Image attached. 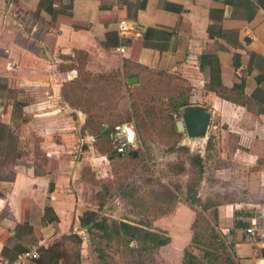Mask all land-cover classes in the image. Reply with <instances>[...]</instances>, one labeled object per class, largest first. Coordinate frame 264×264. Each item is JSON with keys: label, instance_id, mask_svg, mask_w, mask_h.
Instances as JSON below:
<instances>
[{"label": "crops", "instance_id": "obj_1", "mask_svg": "<svg viewBox=\"0 0 264 264\" xmlns=\"http://www.w3.org/2000/svg\"><path fill=\"white\" fill-rule=\"evenodd\" d=\"M42 3L0 0V74L16 77L20 87L31 92L24 128L41 131L35 137L37 142L30 141L32 146L23 159H8L2 167V175L14 171L15 177L0 179V255L14 264H37L34 259H22L21 254L36 245L49 246L63 235L76 234L78 228L84 229L80 222L83 212L96 210L86 206V192L93 185L80 178L79 165L69 173L64 163L65 152L72 151L74 127L65 130V122L70 125L72 117L65 118L58 83L59 77L73 80L78 75L75 67L65 70L63 65L72 62L76 52H85L97 67L120 70L129 83L131 78L139 80L144 70L180 75L192 88L191 103L207 106L212 117L216 112L221 116L228 127L221 125L214 133L217 152L207 149L212 155L206 157L201 150L206 164L202 182H212L216 194L208 197L224 200L215 207L217 229L235 242L239 263L264 264V257L258 254L264 247V235L250 239L246 227L236 228L240 212L244 221L257 215L264 232V112L259 100L252 97L264 85L256 78L264 75V0H122L120 14L109 0ZM47 5L57 10L55 15L48 12ZM38 8L40 18L34 12ZM119 15L135 19L143 32L142 37L129 38L124 53L118 50L121 44L115 46L113 39L108 42L107 38L116 32ZM165 31L167 37L162 35ZM236 52L242 61L238 68L233 63ZM249 52L257 54L251 69ZM209 55L218 58L226 87L246 76L249 106L221 98L209 89ZM261 94L264 98V87ZM8 108L0 123H10L11 106ZM55 134L59 136L54 138ZM47 206L58 220L42 223ZM23 248L26 250L21 251ZM83 252L79 248L80 264H87Z\"/></svg>", "mask_w": 264, "mask_h": 264}, {"label": "rangeland", "instance_id": "obj_2", "mask_svg": "<svg viewBox=\"0 0 264 264\" xmlns=\"http://www.w3.org/2000/svg\"><path fill=\"white\" fill-rule=\"evenodd\" d=\"M76 53L77 56L73 57L75 61L62 65L65 70L75 67L78 75L73 80L68 79L67 76L59 77L61 91L63 87L75 88L79 85L76 91L78 97L94 105L92 113L97 117V121L100 120L103 123L107 132L105 136L97 138V129L91 130L85 124L86 114L65 102L63 108L65 118L72 117L70 125H67V121L65 122V130H70L72 125L74 127L72 151L65 152L64 163L69 166L67 171L70 173L79 165L82 180L91 183V178L95 179L96 183H91L94 188L86 192L89 200L86 206L95 207L101 215L110 220H125L152 230L165 231L171 236V242L152 252L143 251V253L137 250L141 247L138 242H132L135 247L131 249L123 240L103 239L90 234L85 228H78L76 234L82 239L81 244L76 245L77 237L73 233L66 235L68 238L64 240V245L71 247V252L69 251L71 258L74 259L73 251L80 246L79 248L84 250L83 255L87 264H187L183 261L186 248L201 259L204 258L205 249L213 248L220 255L218 264H231L230 260L238 262L230 245V239L226 240L227 246L222 247L219 239L214 237V231L208 227L209 223L201 220L197 227H193L196 212L186 200L189 172L179 175L174 166L181 162L189 166L191 156L201 154V151L197 149L192 151L189 143L185 145L181 143L186 135L185 131H179L177 128V123L182 120L181 109L177 113L172 109V101L176 94L181 90L191 91V86L180 75L151 70H144L137 82L129 83L126 77L121 76L120 70L105 71L97 67L92 59L84 54L85 52ZM47 95L48 93L43 96ZM31 99H33L31 92H27L23 86L20 87L16 77L0 74V116L6 114L8 106H11V120L8 124L10 126L9 141L5 149V153H8L9 149L14 151L13 154H6V160L10 159L11 162L19 161V157L23 159L25 152L32 146L30 141L37 142L35 137L41 133V131H26L24 128L27 122L25 108L28 107ZM14 105L21 108V112L18 111L16 114L18 124L12 121ZM67 106L78 112L68 110ZM136 110L143 113L145 121L140 122L134 117ZM171 115L175 120L174 126L181 133L180 136L175 134L174 126L171 128L173 125ZM220 117L217 112L212 117L206 136L205 146L211 137L213 153L217 152L214 133L221 128V125L224 129L228 127ZM124 123H131L135 127L139 142L135 150L138 152L136 160H131L128 154L113 159L108 157V145L112 144V149L114 148V141H109V132L116 131V128ZM215 125H218V128ZM56 135H53L54 138L59 136ZM81 137H84V141ZM180 145L188 147L189 150L178 149ZM206 150L205 147L203 155L206 154V157L212 155V151L208 153ZM188 168L191 169V166ZM207 168L211 172L209 165ZM120 182L138 186L139 197H136L134 201L142 197L147 200L146 205H150L153 197H159L166 188L175 191L179 201L169 212L157 215L149 208L133 207L125 202L121 191L117 189V184ZM211 183V181H204L199 185L193 193L197 201L216 194ZM108 187L110 188L107 191ZM99 192L107 194L102 206L98 198ZM207 215L213 225V215L211 213ZM196 233L201 236L202 241L193 240ZM215 233H217L216 229ZM99 246L105 255L104 259L100 258V252L96 249ZM72 259L70 264L73 263Z\"/></svg>", "mask_w": 264, "mask_h": 264}, {"label": "trees", "instance_id": "obj_3", "mask_svg": "<svg viewBox=\"0 0 264 264\" xmlns=\"http://www.w3.org/2000/svg\"><path fill=\"white\" fill-rule=\"evenodd\" d=\"M48 1L51 0H43L42 6L47 3ZM52 4V2H51ZM41 8V6H40ZM40 8L35 10V15L37 18H40ZM46 9L48 12L51 14L55 15L57 10L52 7V5H47ZM151 30H149L147 33H145V38L149 39ZM162 35L164 37H167L168 32H162ZM108 42L113 39V45L118 46L119 44H127L130 42L129 38H121L118 34V32H112L108 34L107 36ZM107 45V43H106ZM239 46L240 44H236ZM158 47V46H156ZM160 50L164 49V46L158 47ZM250 59L248 62V68L251 69L255 63V58H256V53L254 52H249ZM206 59L208 60V63L211 65L210 69V82H209V89L213 90L214 92L217 93L218 96L221 98H224L226 100H229L231 102L237 103V104H247L248 106L251 104V98H246V93H245V88H246V76H239V78L234 82L232 87H226L222 83V78H221V73H220V62L216 56L209 55L206 56ZM233 63L234 67L238 68L241 66L242 61H241V54L236 52L233 57ZM203 68V66H202ZM257 81L259 84H264V75H258ZM80 86L77 85L75 88L73 86L69 87H63L61 91L62 99L67 102L71 107L77 108L81 110L83 113L86 114V119H85V124L91 129H97V134L96 137L99 138L100 136H105V127L102 122L97 121V117L93 115L92 110L94 105L91 104L90 101H86L84 99H80L78 97V88ZM264 87V85L260 88H258V91L252 95L253 98L258 99L260 103V109L262 112H264V98L261 94V89ZM192 89V88H191ZM190 92V93H189ZM260 93V94H259ZM191 104V91H185L181 90L179 91L176 96L174 97L172 101V109L174 110L175 113H177L182 107ZM21 108L16 107V105L13 106V113H12V121L15 124H18L16 120V114L17 112L20 111ZM134 117L138 119V121H145V117L142 112L139 110L134 111ZM15 118V120H14ZM19 118V117H17ZM25 118V117H24ZM26 119V118H25ZM130 120V119H129ZM171 120H172V126H174V117L171 115ZM175 127V126H174ZM117 129V128H116ZM9 131H10V126L6 122H1L0 123V179H14L15 177V172L14 171H8L7 174L2 175V167L6 161L8 153H5V149L7 147V142L9 141ZM109 132V141L112 142L114 141L113 138V132ZM112 134V135H111ZM175 134L177 136H180L181 133L177 131L175 127ZM113 145L109 144L107 149L109 151L108 157L113 159L117 157H121L123 154H120L116 151L115 148V141H114V148L112 149ZM178 149H183V150H189L188 147L180 145ZM207 149L208 151L213 149V143L211 140V137L208 140L207 144ZM127 156L131 160H136L138 158V152H131ZM209 157V156H208ZM174 166L177 168V173L180 174H187V197L186 200L189 204V206L195 210L196 216L194 218L193 222V227H197L198 222L201 220H204L206 223H209L208 227L210 230L214 231V237L219 239L220 245L222 247L227 246L226 245V240L229 238L223 236L217 229L218 223L217 221L215 222V217L217 213V207L218 205H221L223 203V199L215 196L214 197H208L205 198L204 200H196L193 196V193L196 191V189L199 187V185L202 183L204 177H205V157L202 156L200 153L198 154H193L190 158V163L189 166H191V169L188 168L189 166L186 163H176ZM84 177V174L82 175V178ZM91 183L95 184V179L91 178ZM110 187H108L107 191L109 190ZM53 188V183L50 184V190L52 191ZM117 189L121 191V196L124 199L125 202L131 204L133 207H142L143 209L149 208L152 210L154 213L157 215H162L167 212H169L177 202L179 201V196L178 194L173 191L172 189L166 188L160 193V196L153 197L151 204L146 205L145 204V199L140 197V200H136V197L138 196L139 189L138 186L132 184V183H124L120 182L117 184ZM107 194L103 192L98 193V198L101 200L100 206L104 205L105 203V198ZM135 197V198H134ZM199 208L197 209L196 208ZM52 209L51 207L47 206L45 208V213L42 217V223L50 222V221H56L58 218L56 216H53L51 214ZM207 213H211L213 215V220L214 224L212 225V221L208 217ZM237 223L238 220L242 221L241 227H247L249 224V221H244L243 218H241V213L237 212ZM80 222L81 225L88 230L90 234L97 235L100 238H105L108 240L111 239H116L117 241L123 240L127 243V245L131 248L134 249L135 246H133L132 242H138L141 244V247L137 249L138 251L141 252H152L156 249L161 248L162 246H165L171 242V236L168 235L165 231L162 230H152L149 228H146L144 226H141L139 224H135L132 222H128L125 220L122 221H117V220H110L106 216H103L100 214L99 210H93V209H87L86 211L83 212V214L80 216ZM236 223V228L238 227V224ZM215 229L216 232L215 233ZM28 230L29 233L32 232V227L28 225ZM76 239V245L81 244L82 239L77 235L74 234ZM79 237V238H78ZM68 238L66 235H63L59 240L53 242L49 246H40L38 248V256L34 257L33 259L36 261L37 264H58L59 261H62V264H68L70 262L71 255L69 251L71 252V249L68 250L66 246L64 245V240ZM34 240V239H33ZM194 241L200 242L201 236L199 234H194L193 237ZM192 240V241H193ZM233 250H234V241L230 239ZM75 245V246H76ZM79 247L74 249V259H72L73 263L72 264H80V253H79ZM98 250L100 258L104 259L105 255L103 254L102 249L99 247L96 248ZM26 248H23L21 251H25ZM134 250V251H137ZM143 252V253H144ZM258 254L260 257H264V247H261L258 251ZM235 255V252H234ZM219 253L215 252L213 248H207L204 250V258H198L191 250L185 249L184 250V255H183V261L186 262L187 264H218L217 260L219 257ZM236 256V255H235ZM205 259V260H203ZM237 259V257H236ZM238 262H235L234 260L231 261V264H240L239 260L237 259Z\"/></svg>", "mask_w": 264, "mask_h": 264}, {"label": "built area", "instance_id": "obj_4", "mask_svg": "<svg viewBox=\"0 0 264 264\" xmlns=\"http://www.w3.org/2000/svg\"><path fill=\"white\" fill-rule=\"evenodd\" d=\"M109 1L111 3V8L114 11L118 12V14H120L119 12L122 10L123 7L122 0ZM116 31L118 32L121 38H130L135 35L138 37L143 36L142 29L139 27L135 19L121 15H119V19L117 21ZM118 50L121 53H124L126 51V46L121 44L118 47ZM113 135L116 151L120 154L124 155L129 154L131 152H135V150L139 146V142L136 137L135 127L131 123H124L122 125H119ZM260 233L264 235V232L262 231V226L258 221V216L254 215L249 218V224L245 228V235L247 238L253 239ZM39 247V245H36L33 250L23 252L20 257L22 259H33L34 257L38 256ZM0 264L14 263L7 257L0 255Z\"/></svg>", "mask_w": 264, "mask_h": 264}, {"label": "water", "instance_id": "obj_5", "mask_svg": "<svg viewBox=\"0 0 264 264\" xmlns=\"http://www.w3.org/2000/svg\"><path fill=\"white\" fill-rule=\"evenodd\" d=\"M137 80V78H131L130 82L133 83ZM67 108L70 111L78 112L72 110L69 106ZM181 115L182 120L177 123V128L179 131L186 132L181 142L183 145L191 144V138L207 136L212 118V111L207 106L191 103L181 108ZM81 139L84 141V137H81ZM241 224L242 222L238 221V226H241Z\"/></svg>", "mask_w": 264, "mask_h": 264}, {"label": "bare ground", "instance_id": "obj_6", "mask_svg": "<svg viewBox=\"0 0 264 264\" xmlns=\"http://www.w3.org/2000/svg\"><path fill=\"white\" fill-rule=\"evenodd\" d=\"M205 141H206V136L203 137H196V138H191V150H204L205 148Z\"/></svg>", "mask_w": 264, "mask_h": 264}]
</instances>
